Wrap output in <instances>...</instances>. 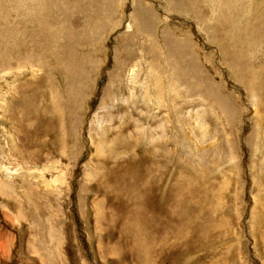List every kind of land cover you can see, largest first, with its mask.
Masks as SVG:
<instances>
[{
	"label": "rangeland",
	"instance_id": "rangeland-1",
	"mask_svg": "<svg viewBox=\"0 0 264 264\" xmlns=\"http://www.w3.org/2000/svg\"><path fill=\"white\" fill-rule=\"evenodd\" d=\"M0 264H264V0H0Z\"/></svg>",
	"mask_w": 264,
	"mask_h": 264
},
{
	"label": "bare ground",
	"instance_id": "bare-ground-1",
	"mask_svg": "<svg viewBox=\"0 0 264 264\" xmlns=\"http://www.w3.org/2000/svg\"><path fill=\"white\" fill-rule=\"evenodd\" d=\"M251 7H252V6H251ZM252 28H253V27H252ZM253 29H255V31H256V30H257V29H256V26H255V28H253ZM253 32H254V31H253ZM253 32H252V33H253ZM250 35H251V34H250ZM251 41H252V40H251Z\"/></svg>",
	"mask_w": 264,
	"mask_h": 264
}]
</instances>
